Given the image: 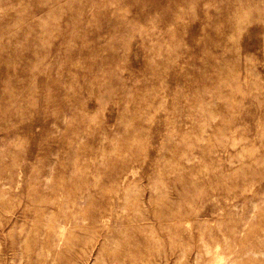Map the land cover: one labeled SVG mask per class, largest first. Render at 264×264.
Masks as SVG:
<instances>
[{"label": "rangeland", "instance_id": "374dc122", "mask_svg": "<svg viewBox=\"0 0 264 264\" xmlns=\"http://www.w3.org/2000/svg\"><path fill=\"white\" fill-rule=\"evenodd\" d=\"M0 264H264V0H0Z\"/></svg>", "mask_w": 264, "mask_h": 264}]
</instances>
